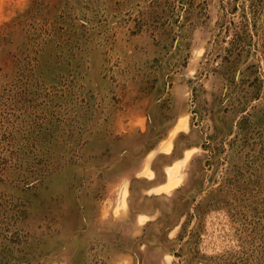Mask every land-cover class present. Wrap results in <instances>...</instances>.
I'll list each match as a JSON object with an SVG mask.
<instances>
[{
	"label": "rangeland",
	"instance_id": "rangeland-1",
	"mask_svg": "<svg viewBox=\"0 0 264 264\" xmlns=\"http://www.w3.org/2000/svg\"><path fill=\"white\" fill-rule=\"evenodd\" d=\"M0 264H264V0H0Z\"/></svg>",
	"mask_w": 264,
	"mask_h": 264
}]
</instances>
